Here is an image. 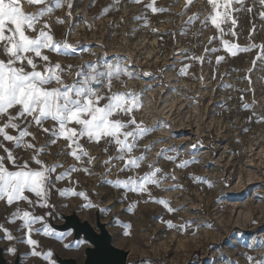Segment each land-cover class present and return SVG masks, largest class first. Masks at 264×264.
Returning <instances> with one entry per match:
<instances>
[{
	"label": "rangeland",
	"instance_id": "obj_1",
	"mask_svg": "<svg viewBox=\"0 0 264 264\" xmlns=\"http://www.w3.org/2000/svg\"><path fill=\"white\" fill-rule=\"evenodd\" d=\"M111 4L112 0H74L72 17L63 25L56 20L65 19L66 6L46 16L44 20L50 23L57 39L70 30L69 43L77 46L75 51L51 53L50 58L74 69L98 59L100 63H113L119 58L120 64L136 78L121 76L126 86L116 81L113 91L139 94L150 87L152 90L141 95L142 107L135 118L156 130L140 141L134 153L147 156L141 168L123 174L117 167L107 175L103 166L107 156L117 154L115 147L106 156L102 151L103 141L99 145H87L90 156L97 158L91 166L95 175L71 173V182H60L52 190L56 223H62L59 211L71 214L76 210L81 220L95 226L96 205L111 209L108 213L101 212L102 221L114 245L128 252V264H250L249 256L259 260L264 257V246L259 243L264 241V123L260 122L264 118V61L257 57L261 55L260 46L264 45V19L260 17L264 8L259 0H246L244 9L234 12L237 24L232 27L237 35L224 39L240 47H256L231 56L224 52L219 36L210 45L218 48V52L204 51L215 31L210 24H203L211 11L205 0H195L189 8H185V0H157L156 6L166 9L161 13H152L144 3L120 0L118 10L104 14L102 10ZM21 7L25 14L42 8L29 5L26 0H22ZM248 8L252 11H247ZM193 16L199 19L188 23ZM81 18L87 24L81 23ZM184 50L206 55L212 63L201 67L199 63L183 60L179 54ZM217 55L226 57L219 65L215 62ZM184 64L191 66L187 75L180 76L178 72ZM143 72L152 73L153 78L140 75ZM66 79L71 83V77ZM244 104L249 105L248 110ZM45 126L50 127L51 122ZM38 139L43 144L47 135L38 133ZM62 144L61 140L53 145L51 155L45 156V160L69 168L76 163L71 157L56 159ZM150 145L154 146L145 153L144 149ZM163 149H174L170 155L175 163L158 157ZM193 158L198 162L187 168L176 166ZM150 163L175 176V180L162 181L159 188H152L153 197L168 201L173 209L180 211L169 213L163 205L144 202L147 195L116 186V180L142 176ZM200 178L214 187L200 183ZM72 185L76 191L86 193L94 205L92 208L84 207L86 201L82 198L59 195V189ZM122 193L126 199L121 198ZM129 204L133 207L126 210ZM16 207L0 202V224L14 237L9 241L0 230V246L8 264H13L16 257V251L10 253V248L19 250L21 264H50L43 254L51 250L83 263L85 247H66L73 245L72 234L55 233L47 224L48 236L42 233L32 236L38 242L35 250L42 255L32 256L33 249L20 242L25 236L18 231L21 221L10 222V214ZM19 207L21 211L30 208L27 203H20ZM30 210L44 217L42 223L47 221L48 208L37 204ZM114 218L120 226L113 222ZM168 220L176 228L170 229L162 222ZM185 222H191L190 226L181 228ZM52 260L55 262L54 256Z\"/></svg>",
	"mask_w": 264,
	"mask_h": 264
},
{
	"label": "snow or ice",
	"instance_id": "obj_2",
	"mask_svg": "<svg viewBox=\"0 0 264 264\" xmlns=\"http://www.w3.org/2000/svg\"><path fill=\"white\" fill-rule=\"evenodd\" d=\"M26 2L29 5H41L42 8L38 12L25 14L21 7L22 0H0V202L8 207L17 205L16 210L10 214V222H15L16 219L21 221L18 231L24 232L25 236L20 238V242L33 249L32 256H40L42 253L35 250L38 242L32 236L41 233L48 236L50 232L46 222L42 223L44 217L36 215L30 209L37 204L40 208L51 209L52 190L57 188L60 182H71V173L95 175L91 166L97 158L90 156L87 145H99L103 141L105 146L102 151L106 156L109 149L115 147L117 154L107 156L103 166L107 175H111L112 170L117 167L123 174L141 168L147 156H137L134 153L138 150L140 141L156 129L144 126L135 118V113L142 107L141 95L143 91L152 90L150 87L141 90L139 94L134 91H113L116 81H119L121 86H126L121 81V76L136 78L127 67L120 64L119 58L113 63H100L98 59L96 62L82 63L75 69L70 64L62 65L50 58L51 53L75 51L77 46L69 43L72 34L70 30L64 33L62 39H57L50 23L44 18L54 15L66 6L65 19L56 20L57 24L63 25L72 17L74 0ZM131 2L144 3L152 13L166 11L156 6L157 0H148L147 3L145 0ZM194 3L195 0H185V8ZM205 3L211 6V11L203 24H210L215 30L213 37L209 38L204 46L205 53L218 52V48L210 47L216 42V36L221 38L219 43L227 55L236 56L240 52H250L256 47H240L224 39L226 36L237 35L232 27L237 24L234 12L242 11L246 0H205ZM119 4L120 0H112V4L102 12L107 14L113 9L118 10ZM259 4L264 8V0H259ZM247 11L251 12L252 9L248 8ZM260 17L264 19V11L260 12ZM193 19L198 20L199 17H190L188 23ZM81 23L87 24V21L81 18ZM260 52L261 55L257 59L264 61V45L260 46ZM179 55L183 60L199 63L201 67L205 63H212L206 55H197L188 50ZM225 58V55H217L216 64L219 65ZM190 66L184 64L178 75H187ZM140 75L153 78L150 72ZM66 77L72 78L71 83L67 82ZM200 79L203 80V76ZM243 107L249 109L247 104ZM49 122L51 126L46 127ZM260 122L264 123V118ZM33 129L37 131L34 132ZM38 133L47 135L43 144L39 142ZM61 140L63 144L56 154V159L61 156L71 157L76 163L69 168H64L63 163L48 164L45 160V156L51 155V147ZM152 146L154 145L147 146L144 152L150 151ZM173 150L163 149L157 155L175 163V158L170 155ZM197 162L193 158L176 166L184 169ZM169 179L175 180V176L163 172L155 163H150L142 176H129L124 181L116 180L115 184L131 193L147 195L148 199L144 202L163 205L169 213H173L180 209H173L168 201L156 199L152 195V188H159L162 181ZM199 182L206 183L210 188L214 187L204 178H200ZM59 195L82 198L86 201V208L94 206L84 191L75 190V185L59 189ZM121 198L126 199L127 196L122 193ZM20 203H27L29 210L21 211ZM96 207L102 213L111 211ZM132 207L133 205L129 204L126 210H131ZM113 222L120 226L115 218ZM162 222L170 229L176 228L171 220ZM190 223L185 222L180 227L190 226ZM37 224L41 226L36 227ZM0 230L4 232L3 238L9 241L14 239L2 224ZM97 239L89 241L88 237H77L73 245L65 246L78 249L81 246L96 245L99 248ZM259 243L264 246V241ZM8 251L15 253L16 250L10 248ZM53 255L54 253L48 251L43 254V258L50 264H55ZM247 259L250 264H264V257L256 260L249 256Z\"/></svg>",
	"mask_w": 264,
	"mask_h": 264
},
{
	"label": "water",
	"instance_id": "obj_3",
	"mask_svg": "<svg viewBox=\"0 0 264 264\" xmlns=\"http://www.w3.org/2000/svg\"><path fill=\"white\" fill-rule=\"evenodd\" d=\"M96 206L102 208L99 204ZM59 215L62 218L61 224L56 223L52 208L48 210L46 224L53 232L61 235L72 234L73 243L77 237L80 239L88 237L89 241L98 238L97 244L99 248L96 245L84 248L85 258L82 264H128V252L114 245L113 237L108 231L106 224L102 221L101 212L98 208L95 213V226L87 220H81L76 210H73L71 214H64L59 211ZM51 251L54 253L56 264H80L74 258H64L55 250ZM0 264H8L4 248L1 246ZM13 264H21V253L17 249Z\"/></svg>",
	"mask_w": 264,
	"mask_h": 264
}]
</instances>
